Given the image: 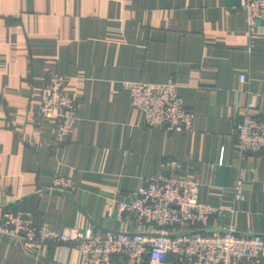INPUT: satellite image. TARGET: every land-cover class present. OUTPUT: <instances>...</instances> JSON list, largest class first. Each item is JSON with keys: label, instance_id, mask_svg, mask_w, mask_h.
Listing matches in <instances>:
<instances>
[{"label": "crops", "instance_id": "0c3cea01", "mask_svg": "<svg viewBox=\"0 0 264 264\" xmlns=\"http://www.w3.org/2000/svg\"><path fill=\"white\" fill-rule=\"evenodd\" d=\"M258 27L249 40L241 0H0V215L26 210L41 227L102 238L148 232L119 221L118 204L145 180L182 177L221 209L209 233L232 227L264 237V151L243 155L236 147L237 122L264 117V22ZM57 75L78 102L69 136L57 118L39 115ZM126 82L176 84L194 113L191 131L149 126ZM57 177L72 179L75 192L50 189ZM41 253L0 238V264H84L72 245ZM143 264L180 263L170 256Z\"/></svg>", "mask_w": 264, "mask_h": 264}, {"label": "built area", "instance_id": "2783aa9c", "mask_svg": "<svg viewBox=\"0 0 264 264\" xmlns=\"http://www.w3.org/2000/svg\"><path fill=\"white\" fill-rule=\"evenodd\" d=\"M245 14L246 35L253 40L261 34L258 24L264 22V0H241ZM65 77L55 76L46 88L39 115L55 117L60 132L73 134L78 121V102L63 92ZM245 76L241 81L245 82ZM131 106L139 110L145 122L168 132L191 131L194 113L181 104L178 86L173 83L126 82ZM256 109L249 102L247 110ZM237 149L243 155L264 151V117L245 116L236 124ZM240 181L234 186V201L238 202ZM54 191L73 194L72 179L57 177ZM200 186L187 178H153L145 180L130 201L118 204L117 219H130L145 225L148 232H121L102 238L89 230L65 228L53 230L41 227L26 210H5L0 215V238L20 241L26 251L41 257L45 245H72L79 250L84 264H112L116 255L126 257L127 264L162 263L170 256L180 264H258L264 254V237L237 233L232 227L223 232L209 233L211 218L221 209L204 203L199 197ZM230 218L235 208L227 210Z\"/></svg>", "mask_w": 264, "mask_h": 264}]
</instances>
